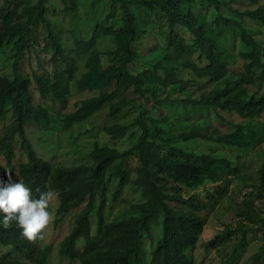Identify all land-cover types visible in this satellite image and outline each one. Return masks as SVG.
<instances>
[{
	"label": "trees",
	"instance_id": "16d2710c",
	"mask_svg": "<svg viewBox=\"0 0 264 264\" xmlns=\"http://www.w3.org/2000/svg\"><path fill=\"white\" fill-rule=\"evenodd\" d=\"M196 1L112 0L108 16L96 26L89 41L76 44L73 58L66 56L54 34L53 25L47 19L50 0H37L35 5H29L26 0H7L9 6L0 11V49L5 44H13L15 51L13 80L0 77V123L5 118L7 108L11 105L13 109V121L0 138V155L5 156L12 167L15 145L19 140L27 159L19 166V180L32 190L33 199L39 198L41 192L51 191L57 194L60 202L57 225L87 202V206L74 217L70 232L58 244V253L63 259L80 264H145L141 231L147 229L150 220L160 214L162 233L153 244L148 264H195L188 256V251L196 248L205 230L206 221L200 211L207 205L193 193L210 183L221 193L227 194L232 185L231 177L238 176L239 168L229 159L211 154L186 153L178 148L176 143L205 141L215 145L248 149L264 143V124L261 128L238 125L233 131L217 137L192 133L168 139L159 126L155 125L152 130L147 125L143 112L133 124L140 128L142 134L130 150L119 152L108 147H97L91 153L92 166H52L37 156L27 137L28 128L35 126L48 132L52 123L49 113L34 105L32 81L21 70L24 56L32 47L34 30L43 27L47 31L54 57L63 64V68L55 70L52 77L34 76L42 98H50L65 106L71 93V84L76 78L77 63L82 60H85L86 72L76 83L78 91L99 93L97 97L84 100L77 111L64 118L66 130L86 122L106 106H109L110 118L116 119L125 110L147 100L146 94L151 96L158 107L162 106L158 93L146 89L143 77L132 71L139 58L135 45L140 40L138 17L132 5H144L153 13L162 11L169 21L171 46L192 57L193 49L179 32L180 26L188 29L195 38L200 60H206V64L201 67L190 65L194 76L200 80L208 79L211 83H224L223 87L199 97L185 99V104L233 112L245 119L262 117L264 45L255 40L237 19L223 15L221 1L211 0L217 8L220 21L241 28L242 40L250 48L248 52L241 54L245 61L243 71L231 73L221 56L219 42L209 35L207 28L201 25L195 13L185 12L184 6L192 5ZM248 1L258 7L243 11L231 7L230 11L261 22L264 29V4L259 5L262 0ZM62 4L67 12L77 11L76 0H62ZM119 13L122 28L116 29L113 23ZM109 36L116 40L118 46L111 54L117 64L105 68L96 46L102 38ZM155 71L166 73L160 81L167 88L183 86L185 82L179 78L174 68L167 69L164 63L156 66ZM113 87L114 90L107 92ZM130 91H134L137 97L124 98ZM127 131L128 127L115 125L105 132L112 140L117 141L125 136ZM134 157L138 158L140 167L136 179L131 180V174L122 170L117 163ZM258 174L260 191L264 192V159ZM108 175L121 182L113 195L114 203L120 200L122 189L128 185H133L141 191L145 203L139 217L120 222L106 221ZM0 181H3L1 167ZM96 191L101 195L97 209L94 203ZM168 203H174L186 212H177ZM244 207L245 210L240 215L248 221L256 222L259 215L255 203L247 202ZM94 212L97 218L96 235L92 234L91 223ZM2 219L0 214V221ZM259 220L264 223V219ZM21 232L14 221L7 229L0 223V245L11 247L17 253V256H2L0 264H49L52 248L44 246L43 240L28 241ZM230 234L229 230L217 234L209 242L207 249H215L217 244ZM80 240L85 242L82 251L77 249Z\"/></svg>",
	"mask_w": 264,
	"mask_h": 264
},
{
	"label": "rangeland",
	"instance_id": "374dc122",
	"mask_svg": "<svg viewBox=\"0 0 264 264\" xmlns=\"http://www.w3.org/2000/svg\"><path fill=\"white\" fill-rule=\"evenodd\" d=\"M37 0H26L29 5H35ZM77 11L67 12L62 0H50L47 19L53 25V30L59 43L62 45L66 56L73 58V51L79 42H87L92 38L93 32L108 16L112 0H76ZM223 3L222 13L230 19H237L250 31L255 40L264 45V29L261 22L241 17L230 11V8L246 10L257 8L248 0H219ZM227 4L228 6H226ZM264 4V0L259 5ZM9 5L7 0H0V11ZM138 17L137 29L140 32V40L135 45L138 54L137 64L133 67V73L140 75L146 82V89L156 91L162 101L158 107L146 94L145 101L125 110L118 118H110L109 106H106L92 118L82 124L73 125L65 129L64 118L77 111L84 100L99 96V93H81L76 83L86 72L85 60L78 61L75 81L71 84V93L64 106L50 98L44 99L38 92L34 76L52 77L55 70L63 68L59 59H55L48 33L43 27H38L33 32L32 47L24 56L21 64L22 73L32 81L34 105L45 109L52 123L50 131H43L35 126L28 128L27 137L32 144L37 156L52 166H92L91 153L97 147L112 148L119 152H125L134 147L140 138L142 131L134 126L135 120L144 113V120L153 130L159 126L168 139L176 138L182 134L199 133L210 137L233 131L238 125H251L261 128L264 124V115L254 120L245 119L237 113L224 112L211 107L187 105L185 99L199 97L214 89L224 86L223 82L211 83L208 79H197L190 67L192 64L204 66L206 60H200V52L195 45V38L185 27L180 26L179 32L187 39L188 45L193 49L194 55L176 50L171 46L170 27L166 15L159 11L153 13L144 5H132ZM185 12H193L198 17L201 25H204L209 35L220 44V53L227 63L231 73L242 72L245 61L241 54L250 48L242 40L241 28L228 25L220 21L216 6L211 0H197L194 4L184 6ZM116 29L122 28L121 14L113 23ZM118 46L113 37L102 38L96 46L101 54V60L105 68L117 64L111 54ZM15 51L13 44H5L0 49V77L13 80V63ZM169 59V60H168ZM160 63L174 68L184 84L175 88L165 87L160 78L165 77V72H156L155 68ZM232 75V74H231ZM111 88L107 92L114 90ZM137 95L130 91L124 98L133 99ZM13 121V109L7 108L5 118L0 123V138L5 129ZM153 122H155L153 124ZM122 125L128 127V131L121 139L114 141L107 134L106 129ZM176 146L186 153L198 155L211 154L219 158L229 159L239 168L238 176L231 177L232 185L227 194L218 191L217 187L208 183L199 188L195 196L206 203V207L200 211L206 221L205 230L193 250L188 251L195 264H264V192L260 191L258 171L264 159V143L254 145L248 149H237L222 145H215L205 141L192 143L178 142ZM26 156L21 149V143L17 140L15 145V159L10 167L7 158L0 155L1 179L6 183L7 173L12 174L14 181H19V166L26 162ZM124 171L131 174V180L137 177L140 167L137 157L117 163ZM121 182L108 175V193L105 219L108 222H120L122 220L139 217L145 200L141 191L133 185L122 189L120 200L113 202V195ZM223 186V185H222ZM221 186V187H222ZM50 204L49 211L53 214V222L44 230L43 245L52 248L49 264H80L77 261L63 259L58 253V244L70 232L73 219L76 214L87 206L84 203L79 209L73 211L59 225L57 211L60 205L56 193ZM100 192L95 193V206H99ZM186 196V194H185ZM247 202L255 203L259 219L256 222L248 221L240 213L245 210ZM177 212H186L174 203H168ZM92 234L97 233V218L95 212L91 216ZM229 230L230 236L217 244L215 249L208 250L209 242L217 235ZM162 216L159 214L150 220L147 229L141 231V247L145 257V264L151 260L153 244L161 237ZM84 240L77 245L79 251L83 250ZM17 253L13 248L0 245V258L2 256Z\"/></svg>",
	"mask_w": 264,
	"mask_h": 264
},
{
	"label": "clouds",
	"instance_id": "9594fccd",
	"mask_svg": "<svg viewBox=\"0 0 264 264\" xmlns=\"http://www.w3.org/2000/svg\"><path fill=\"white\" fill-rule=\"evenodd\" d=\"M7 175L6 183L0 181V214L3 216L0 223L7 229L14 221L28 241L43 240L44 230L54 220L49 211L54 194L51 191L41 192L39 198L33 199L29 187L23 182L14 181L11 173Z\"/></svg>",
	"mask_w": 264,
	"mask_h": 264
}]
</instances>
